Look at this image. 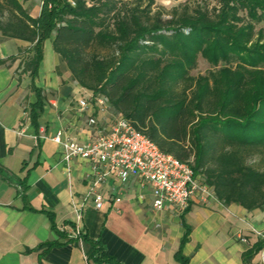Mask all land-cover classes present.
I'll return each instance as SVG.
<instances>
[{
  "label": "trees",
  "instance_id": "trees-1",
  "mask_svg": "<svg viewBox=\"0 0 264 264\" xmlns=\"http://www.w3.org/2000/svg\"><path fill=\"white\" fill-rule=\"evenodd\" d=\"M210 1L166 13L155 0H43L32 17L18 0H0V30L33 43L23 64L32 81L51 37L73 80L191 161L219 201L264 210V0ZM200 56L210 68L195 75ZM263 249L262 238L242 264Z\"/></svg>",
  "mask_w": 264,
  "mask_h": 264
},
{
  "label": "crops",
  "instance_id": "crops-1",
  "mask_svg": "<svg viewBox=\"0 0 264 264\" xmlns=\"http://www.w3.org/2000/svg\"><path fill=\"white\" fill-rule=\"evenodd\" d=\"M18 1L32 17L41 12L43 0ZM32 46L0 30V264H181L180 254L187 264H242L243 252L259 240L253 210L198 194L184 212L156 209L150 188L134 177L102 182V206L91 197L83 211L87 242L69 236L74 203L87 193L93 169L81 157L66 162L62 146L41 136L63 130L86 143L95 135L91 116L105 128L112 120L72 79L51 37L32 81L23 69Z\"/></svg>",
  "mask_w": 264,
  "mask_h": 264
},
{
  "label": "built area",
  "instance_id": "built-area-1",
  "mask_svg": "<svg viewBox=\"0 0 264 264\" xmlns=\"http://www.w3.org/2000/svg\"><path fill=\"white\" fill-rule=\"evenodd\" d=\"M93 103L106 112H111L105 96H93ZM79 105L85 109L89 101L86 98L80 99ZM88 122L94 126L95 135L86 143L64 137L63 130H58L53 135L41 136L62 146V155L66 162H70L73 157H81L88 160L93 169L87 193L83 195L81 202L74 203L76 221L69 234L81 245L84 232L81 224L83 211L91 197L95 198L97 207L102 206L103 199L96 189L108 178L126 181L134 177L141 186L147 185L156 209L171 206L175 211L184 212L196 194L203 199H216L213 187L196 173L191 161H182L163 151L152 138L125 117L115 115L108 128L99 125L94 116ZM120 199L117 197L116 201Z\"/></svg>",
  "mask_w": 264,
  "mask_h": 264
},
{
  "label": "rangeland",
  "instance_id": "rangeland-1",
  "mask_svg": "<svg viewBox=\"0 0 264 264\" xmlns=\"http://www.w3.org/2000/svg\"><path fill=\"white\" fill-rule=\"evenodd\" d=\"M194 1L195 0H155V4L153 5V7H154V10L164 9L167 13L174 6H179L180 9H183L184 7L183 5L186 2H189V4L192 5ZM214 2L215 1L213 0L210 1V5H213ZM259 28H264V22L259 23V25H257L256 27V30H259ZM197 64H198L197 68L192 70V73L195 75L205 73L210 68V63H208L207 60L203 58L202 56L198 58ZM107 116L111 117V120H112L115 114L111 111V112H107ZM248 161L252 165L259 166L257 155L250 156L248 158ZM250 214H251L250 216L253 218L254 222L256 223L255 231H252L253 234L255 235V237H258L259 239H262V238L264 239L263 237L264 235V210H260V209L253 210V211H250ZM250 236L251 235H246L245 237L250 238ZM255 261H256L255 264H264V249L261 250L257 254V260Z\"/></svg>",
  "mask_w": 264,
  "mask_h": 264
}]
</instances>
